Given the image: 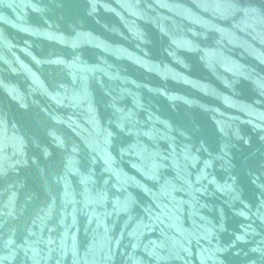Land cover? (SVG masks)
Listing matches in <instances>:
<instances>
[{
	"label": "water",
	"instance_id": "1",
	"mask_svg": "<svg viewBox=\"0 0 264 264\" xmlns=\"http://www.w3.org/2000/svg\"><path fill=\"white\" fill-rule=\"evenodd\" d=\"M0 264H264V0H0Z\"/></svg>",
	"mask_w": 264,
	"mask_h": 264
}]
</instances>
